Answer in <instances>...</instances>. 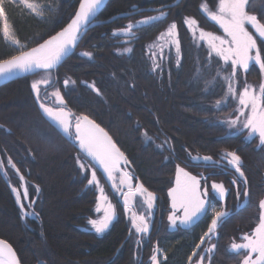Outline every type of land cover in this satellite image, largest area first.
Segmentation results:
<instances>
[{"label": "trees", "instance_id": "obj_1", "mask_svg": "<svg viewBox=\"0 0 264 264\" xmlns=\"http://www.w3.org/2000/svg\"><path fill=\"white\" fill-rule=\"evenodd\" d=\"M78 1L34 0L44 6L42 18L16 3L5 1L3 8L14 37L25 50L62 28L73 15ZM172 1L108 0L97 19L106 20L115 14L129 12L130 8L159 7ZM201 1L213 8L217 0H180L176 6L163 10L167 15L161 20L133 29L127 54L114 51L121 45L122 37L114 36L113 32L146 13L92 27L83 35L74 53L52 73L53 84L58 87L65 107L100 126L124 154L135 183L154 196L153 216L140 264L151 248L159 249L164 256L158 264H197V261L201 264H240L239 254L232 252L228 245L238 242L241 234L253 229L259 202L264 197V148H256L255 138L245 142L241 135L226 136L223 127L212 121L217 113L226 112V108L214 107V103L223 97L222 82L213 75L214 72L204 73L203 78L212 79L213 75L214 82L201 98L202 105L197 106L200 84L186 85L188 77L195 71V63L203 65L206 52L202 46L198 50L194 48L182 17L196 20L205 31L220 34L199 11ZM245 10L264 23V0H247ZM169 22L176 24L180 60L174 66L170 59L160 74L151 73L145 46ZM253 38L264 57V41L256 36ZM78 50L90 51L92 59L78 57ZM17 53L19 51L3 39L0 22V60ZM96 62L101 63L102 69L94 66ZM226 69L227 66L223 67V72ZM239 77L238 89L243 83L260 81L255 65H250L243 77ZM64 78L70 79L73 85L64 86ZM29 79L25 77L0 86V159L7 165L11 159L15 168L8 166L17 170L31 188L38 189L36 214L33 218H25L24 222L21 220L0 169V215L4 218L0 223V238L13 247L20 264H130L134 250L128 239L126 215L119 202L116 203V217L104 234L98 236L85 229L87 220L93 215L95 191L79 175L76 159L81 155L46 122L29 87ZM85 83H92L97 93ZM186 96H195L193 105L183 102ZM171 99L174 112L165 106ZM177 105L183 107L184 112L178 110ZM227 105L232 104L228 102ZM194 113L200 116L192 123L190 114ZM25 120L27 124L32 122L30 127L39 129L36 134L29 132ZM141 131L155 139L165 138L171 151L158 150L152 143H142ZM229 152L240 157L244 173L242 185L250 193L240 208L237 203L242 194L238 196L230 181L232 171L214 164L223 153ZM195 155L210 159L205 164L193 163L190 157ZM177 166L201 181L202 191L206 192L204 201L210 200L221 207L218 211L229 213L215 234L204 237L203 242L201 237L208 231L213 215L201 212L187 225L180 224L178 219L168 228L171 208L167 194ZM211 181H221L227 188L222 205L211 193ZM172 210L177 217L183 216L182 210L174 211L173 207ZM197 244H200L199 248ZM212 245H216L214 251L206 253L204 250Z\"/></svg>", "mask_w": 264, "mask_h": 264}, {"label": "snow or ice", "instance_id": "obj_2", "mask_svg": "<svg viewBox=\"0 0 264 264\" xmlns=\"http://www.w3.org/2000/svg\"><path fill=\"white\" fill-rule=\"evenodd\" d=\"M5 0H0V19H4L2 33L6 40L11 41L17 45L21 50L18 55L12 56L10 59L0 60V76H8L14 72H28L35 73L37 70H42L45 73H50L51 70L55 69L62 58L67 55L72 48H74L78 42L79 33L81 27L90 21L95 16V13L99 6L103 3V0H80L79 9L75 13L74 18L62 31L56 35L51 36L48 40L39 44L37 47L23 50L24 45L20 43L18 39L10 31V26L7 23L4 14ZM19 3L24 5L27 9L31 10L35 15L43 17L44 6L35 3L34 0H19ZM247 0H219L218 8L216 12H212L207 9L206 5H202V8L207 12L211 20L216 21L224 33L229 39H221L211 32H205L200 30V38L207 40L210 48L220 55L225 61L231 60L232 64V76L227 77L229 81L236 75L237 65L244 69L249 68V62L255 61L259 65L260 70L264 73V57L261 55V49L257 48V41L253 38V35L245 27L246 24H250L258 36L264 38V23H261L257 16L249 15L246 12ZM167 13L160 11L157 16L147 17L141 21H137L136 24H148L151 21H158L164 18ZM187 25L194 26L197 24L196 20L192 18H185ZM135 24H128L126 27L119 31L124 34H131ZM176 30V24L173 23L169 26L167 33L161 34V38L165 35L174 36ZM113 35H117L116 32ZM216 41H219L220 47L217 46ZM227 44L228 47L224 48L223 45ZM177 52H179V42H176ZM252 50H256L255 55H250ZM130 51V49H125ZM84 56L91 57L90 52H84ZM159 67V65H157ZM155 70V69H153ZM68 81H65L67 84ZM50 85V81L47 78H42L35 81L32 84V89L36 93L37 101L40 102V88L39 85ZM260 95H257L254 91L249 90V86H245L243 91L239 92V104L242 106L239 109L240 116H244L243 128L249 130V136L258 134L260 145H264V82L259 85ZM237 89H235L231 83L228 86V94L235 96ZM52 95L57 97L59 103H63L60 98L59 91L53 92ZM221 101H217L219 105ZM40 108L44 113L55 123V125L66 135L68 139L72 138L71 124L68 120V113L63 109H54L48 107L45 103L40 102ZM244 108H250V112L245 113ZM227 123L230 127H235L239 123V118L228 120ZM146 135V134H145ZM75 139L79 142L81 150L85 151L88 156L92 157L94 161L98 162L103 167L109 180L113 181V188L117 185L114 183V173L119 171L118 165L123 160L124 154L121 153L112 143L111 139L103 130L95 125L93 121L89 120L87 116H81L76 118L75 123ZM231 157L229 161L235 167V170L241 177L244 173L241 171L240 157L233 152L227 153ZM204 159H210V157H204ZM8 165L15 168V164L11 159L8 160ZM79 163V161H78ZM4 165L0 163V169ZM80 167L83 169L84 164L81 163ZM176 187L169 190V196L172 197V207L175 210L182 209L183 216L177 217L176 215H170V222L175 225L179 219L180 224L187 225L198 216L205 209V201L201 198L202 195L206 196L205 193L199 191L200 182L194 177L190 176L189 173L185 172L183 168L177 166L176 169ZM181 176L184 179H181ZM23 179V177H21ZM96 183L99 188V181L97 180L95 171L92 172L91 179H88V184L91 185ZM236 183V181H233ZM246 183V181H245ZM120 184H127L129 191L123 193L125 200V208L127 210L129 204V197L135 193L132 191L131 177L127 172H124L120 178ZM212 188L219 192L221 198L224 197L225 189L222 184L213 183ZM15 191V189H13ZM38 191V189H37ZM136 192L141 194L147 192L142 185L137 184L135 188ZM101 196L97 201L96 211L100 212L103 208L104 215L99 220L90 219L89 224L95 229L96 233H102L109 227V223L114 217V210L111 203L105 204L107 196L103 194V188H100ZM247 199L250 195L249 191L245 189L243 193ZM239 196V193H238ZM19 199V198H18ZM154 199L152 193H147V199L145 203L148 204V208L151 209V201ZM259 220L256 227L252 230L251 234H245L243 240L245 243L236 244L233 243L230 249L233 252H239V250H247V254L244 256L241 264H264V200L259 202ZM212 218L211 224L208 227V231L201 237V242L204 241V237H210L215 234L217 227L220 222L229 215L227 212L215 211ZM139 221V223H137ZM133 227L138 233L148 232V224L144 215L137 216L136 213L132 215ZM197 248L200 244L196 245ZM216 245H212L210 248L205 249L206 253L214 251ZM154 251L158 252L159 249ZM195 254V253H194ZM201 256V260L203 259ZM192 257H189L191 260ZM211 257H209V260ZM152 264H158L157 256L151 257ZM0 264H17L15 253L12 248L4 241L0 240ZM197 264H201L197 261Z\"/></svg>", "mask_w": 264, "mask_h": 264}, {"label": "rangeland", "instance_id": "obj_3", "mask_svg": "<svg viewBox=\"0 0 264 264\" xmlns=\"http://www.w3.org/2000/svg\"><path fill=\"white\" fill-rule=\"evenodd\" d=\"M5 1L10 2V3L19 4V5L22 6V8L24 10L28 11L32 15H35V13H33L31 10L27 9L26 7H24V5L20 4L19 0H5ZM218 4H219V0L216 1V4H215V6L213 8L209 9L207 7V9L212 11V12H216L217 8H218ZM202 5H206V4L203 1H201L200 4H199V11L203 15L206 16V19L208 21L212 22L218 28V31H219L220 34H214V32H211V33H213L214 35L220 37L221 39H229L226 36V34L224 33L223 28H221L220 25L216 21H213V20L210 19V17L208 16L207 12L202 8ZM150 7H152V6H150ZM145 8H148V7H145ZM165 9H162L160 11H163ZM160 11H156V12H153V13H151V12L137 13L135 15H139V14L141 15V14H144V13H146V15L145 16L141 15L140 17H138L136 19L130 20L129 22L124 24L122 28L126 27L130 23L136 25L133 29H135L137 27H140L142 25H145V24H136V22L137 21H141V20H143V19H145L147 17L157 16V15L160 14ZM132 16H134V15H131L129 17H132ZM129 17H127V18H129ZM185 18L186 17H184V16L182 17L183 24H184V27H185L187 33H188V36L190 37V40H191L194 48L196 50H198L202 46L203 50L206 52V56L208 55V56H212L214 58H217L218 61H219V64L221 63L220 64L221 67L219 66L217 68V66H214V68L211 69V71L214 72V74L213 73H211V74H213L216 77H218L220 79V81L223 83V87H224V96H223V98L218 100V101H221V103L219 105H217V101H216L214 103V107H215V109H220V108L225 109L226 108V112L223 113V114L217 113L218 115L214 116L212 118V121H214V123H216L218 125H221L223 127V129H224L226 134H232L233 135V134H237V133L243 132V134L245 133L244 134V140L245 141H249L252 138H256L257 146H260L258 134H253V135L249 136V130L248 129H244L243 126H242L243 122L245 120V117L244 116H240V112H239V109L242 107L239 104V92L243 91L245 86L247 85V86H249V90L250 91H254L257 95H260L259 85L262 82H264V73H262L260 71V81L258 83H256V84H254V83L253 84L243 83V86L241 87L240 91L236 92L235 96H232V95L228 94L229 83H231L232 86L235 89H236V84H237V81L235 80V76L231 79V81L226 79L227 77L232 76L233 69H232L231 60L225 61L220 55H218L215 51H213L210 48L208 41L207 40H202L200 38V30H203V31H205V30L200 28L198 26V24L190 27L189 25H187L185 23ZM187 18H190V17H187ZM0 22H1V34L3 36L2 28H3L4 19H0ZM171 24H173V22H169L166 25V27L151 42H149L145 46L146 57H147V61H148V64H149V70H150L151 73L160 74L161 71L166 68V64L168 63V61L170 59L172 60L174 66H176L178 64L179 60H180V50H179V52H177V45H176V42L178 41V39H177V31L175 30V35L174 36L165 35V36H163L161 38V34L162 33L166 34L167 30H168V28H169V26ZM245 27L250 32V34H252L253 36L258 37L259 39H264V38H261V37L258 36V33L255 32V29L250 24H246ZM122 28H120V29H122ZM120 29L114 31V32L117 33V35H114V36H121L122 40L119 42V44H121V45L123 44V45L122 46L120 45L121 47L117 46L114 51L116 53H118V54H127L129 51H125V49H130L128 43L131 41V36H133V31L131 32V34H124V33L119 31ZM10 31H11V29H10ZM205 32H210V31H205ZM11 33H12V31H11ZM3 39L5 40V42H7L11 46H13L17 51L21 50L17 45L13 44L11 41L6 40L4 38V36H3ZM216 44H217L218 47L221 46L219 41H216ZM222 47L227 48L228 45L225 44ZM84 52H90V51L78 50L76 52V55L78 57L84 58L86 60H91L92 59V53L90 52L91 53V57H88V56H84L83 55ZM255 53H256V50H252L250 55L254 56ZM206 59L207 58L204 57L205 61H206ZM204 60H203V62H205ZM225 63H229L230 67L223 72V67H224L223 64H225ZM250 63H254L255 65L259 66L258 64L255 63L254 60L250 61L249 64ZM195 64H196L195 71L193 72V74L190 75V77H188V79L186 81V85L200 84L199 90H197L199 94L196 96V102L197 103H196L195 106H197V104L198 105H202V104H200V101H202V99L206 95V91L212 86V84L214 82V78H213V75H212V79H209L208 76H206V78L202 77V76H205L204 73H206L210 69V67H209L210 65L209 64H207V65L205 64L204 67L202 66V64H199V63H195ZM157 65H159V67H157ZM94 66L97 67L98 69H102L101 68L102 65L99 62L98 63L96 62ZM237 68H240L241 70L243 69V71H245L244 68L240 67L239 65H237ZM153 69H155V70H153ZM201 69H203V73L201 72L202 71ZM208 73L210 75V72H208ZM42 78H47L50 81V85L49 86H46V85H43V84L39 85V88H40V102H43L48 107L52 108V106H50V104H49L50 103L49 102L50 99H51V101L53 103H55V104L57 103V97L52 95V93L56 92V91H59L58 87L53 84L54 83V77L52 75V72H50V73L40 72L38 74H35V75L31 76L30 79H29V87H30L31 92H32V94L34 96V99L37 101V96H36V93L32 89V84L35 81L40 80ZM65 81H68V83L65 84ZM62 82H63L62 84L64 86H66V87H71L73 85L72 81L70 79H67V78H64V80ZM85 85L88 88H90L92 91L97 93V90L93 86L92 83H85ZM171 91H173L172 87H171ZM59 93H60V91H59ZM187 96H189V95H187ZM161 97H162V95H161ZM60 98H61V93H60ZM194 98H195V96L194 97H192V96L191 97H187V98L183 99V102H185L189 106H191V105H193L192 103L195 102ZM228 99H229V101H228ZM227 101L231 102L232 106L227 107V104H228ZM40 102L37 101L39 107H40ZM171 104H172V99L169 100V102H167L165 106H166V108L168 110L172 109L171 111H173V106H171ZM178 104H180V101H178ZM182 108L183 107L177 105V109L180 110L181 112H184V110ZM40 110H41V112L43 114H46V113L43 112V110L41 108H40ZM243 110H244L245 113L250 112V108H244ZM197 112H200V111L197 110ZM190 115L192 116V117L190 116V121L192 123H194L197 119H199L198 117L200 116V115L196 116L195 113L194 114H190ZM237 118H239V123L235 127H230L229 124L227 123V121L231 120V119H237ZM25 122H26V125H25L26 127H27V125H29L28 127H30V124H32V122H30V124H27L26 120H25ZM34 125L36 126V122H35ZM28 130H29V132L31 131V133L33 132L34 134H36V131L38 132L39 129L37 130L34 127L31 126L30 129H28ZM140 140L144 144L152 143L154 145V147L156 149H158V150H163V151L166 150L168 152L171 151L170 150L171 146H170L169 142L163 137H159L158 139H155V137H151L146 132L141 131L140 132ZM262 146H264V145H262ZM230 160H231V157L228 156L227 153H223L221 155L220 159H219V162L214 163V164H219L220 166H225L228 170L232 171V174H233L232 181H236V183L239 184V189L236 190V193L237 194L238 193L242 194V192L244 193V188H243V185H242V182H243L242 179L243 178L239 175V173L236 172L235 167L232 164L229 163ZM78 161H79V163H78ZM190 161L193 162V163H198V162L206 163V162H208L203 157L197 156V155L191 156L190 157ZM0 163H2L4 165V167L1 169L3 171V177L6 180V183L8 184L9 189L12 192V196H13V199H14L17 207H18V210H19V213H20V216H21V220L24 222L25 218H33V217H35V214H36L35 213V205L37 204V193H38L37 188H35V187L31 188L28 185L27 181L24 180V178H23V183H24V187L23 188H24V190L22 192L20 180L18 179V177L14 173V171L5 162H2L1 159H0ZM81 163L84 164V168L83 169L80 167ZM76 165H77V169H78L80 177H84L86 179V185L88 187H91L95 191V194H96L95 204H94L93 211H92L93 215H92V217L90 219L99 220L104 215L103 208H102V210L100 212L96 211L97 201H98L99 197L101 196L100 188H103V194L105 196H107V201L104 202V203L105 204L111 203V205L113 206V210H114V217H113L112 221L109 223V226L111 225V223L113 222V220L116 217V209H117L116 203L119 202V204H121L123 207H125V203H124L125 197H124L123 193H127L129 191V188H128L127 184H124V185L120 184V178H121V176H122V174L124 172H127L129 174V176L131 177L132 191L135 194L129 197V204H128L127 210L125 209V215H126L127 227H128V239H129V242L131 243V245L133 247V250H134L133 261L136 262L137 256H138V252L142 253L143 244L145 243V241L147 239V235H148L149 228H150V223H151V218L153 216V211H154V199L151 201L152 207H151V209H149L148 208V204L145 203V200L147 199V192L141 194V193L135 191V188H134L135 181H134L133 177L130 175L131 172L129 171V168H128L126 163H125V166L123 168H120L119 171L114 173V176H115L114 183L117 185L116 188H113V186H112L113 185V181L108 179L107 173L104 172L101 175L82 156H77ZM93 171H95L97 180L99 181V185H100L99 188L96 186V183H93L91 185L88 184V179H91V175H92ZM181 179L183 180L184 177L181 176ZM213 183H215V182L211 183V191L213 192L212 194L215 196V198L218 201L222 202L224 197H225V195H226L227 190H225L224 197L221 198L219 192L212 188ZM236 183H233V184L235 185ZM216 184H221V183H216ZM174 186H176V184ZM13 189H15V191H13ZM224 189H225V187H224ZM199 191L203 194L202 187L199 188ZM167 196H168L169 207L171 208V214L170 215H173V214H175L173 212V210H172L173 201H172L171 196H169V193L167 194ZM201 198L203 199L204 195H202ZM262 200H264V197L262 198ZM243 203H244V200L239 202L238 206H241ZM221 205H222V203H221ZM220 208L221 207H218L215 204L214 205H210V207H209V200H206L205 201V209H206V211H203V214L204 213L207 214L208 213L207 211L209 209L210 213L207 214V215H210V216L213 215L214 216V214H215L214 210L218 211ZM259 212H260V209H259V206H258L257 218H256V220L254 222L255 225H254L253 229L256 227V224L258 223ZM133 213H136L137 216H140V215H144L145 216L146 223L148 224V232H146V233H144V232L138 233L136 231V229L133 227V223H132V215H133ZM169 216H168V228H170V226H171V222L169 220ZM90 219L87 220L85 229L88 230V231H92L93 233H95L98 236L103 234L109 228L108 227L107 229H105V231L102 232V233H96V231L92 227V225L89 224V220ZM3 221H4V218H2L1 215H0V223H3ZM6 221L7 220L5 219V222ZM137 223H139V221H137ZM252 230L247 231L244 234H241L240 237H239V241L238 242H231L228 246L230 247L231 244H233V243H236V244L245 243V241L243 240V236L245 234H249L250 235ZM27 245H29V242L26 244V246ZM234 253L235 254H239L240 264H241L244 256L247 254V250L241 249V250H239V252H234ZM153 255L157 256L158 263H160L161 261L164 260L163 259V254L160 251L156 252V251H154L151 248L149 253H147V256H146L145 260L142 261V264H152L151 257Z\"/></svg>", "mask_w": 264, "mask_h": 264}, {"label": "water", "instance_id": "obj_4", "mask_svg": "<svg viewBox=\"0 0 264 264\" xmlns=\"http://www.w3.org/2000/svg\"><path fill=\"white\" fill-rule=\"evenodd\" d=\"M108 0H103V3L99 6V8L97 9L96 13H95V16L93 18L90 19L89 22H87L85 25H83L81 27V31L79 33V39H78V42L76 44V46L74 48H72L70 50V52L65 55L62 60L59 62V64L57 65V67L53 70H51V72H55V70L58 68V66L67 58L69 57L76 49L79 41L81 40V38L83 37V35L85 34V32L92 28V27H95V26H98V25H102V24H108V23H111L113 21H115L116 19H120V18H127L131 15H135L137 13H143V12H156V11H160L162 9H165V8H170V7H173L175 5H177L179 3L180 0H174L172 3L170 4H166V5H163V6H159V7H148V8H139V9H134V8H131L129 12H123V13H118V14H115L113 16H111L110 18L106 19V20H97V17L99 15V13L102 11V9L105 7L106 3H107ZM79 5H80V1H79V4L77 5L72 17L69 19V21L62 27L61 30L57 31L56 33H54L52 36L56 35L58 32L62 31L65 27H67V25L71 22V20L74 18L75 16V13L77 12V10L79 9ZM51 37V36H50ZM50 37L46 38L45 40H48ZM45 40H43L42 42L38 43L37 45L33 46V47H37L39 44L43 43ZM31 47V48H33ZM30 49V48H28ZM28 49H25V50H28ZM19 53H17L16 55H18ZM11 58V57H10ZM8 58V59H10ZM39 72H44L42 70H37L35 73H28V72H14L12 73L11 75H8V76H0V86L4 85V84H7V83H10V82H13V81H16L18 79H21V78H25V77H30V76H33L35 75L36 73H39ZM63 104V103H62ZM68 113V112H66ZM68 120H70V116L73 117V120L76 121V116H74L71 112L68 113ZM46 122L61 136L63 137L65 140H68L70 142V144H72L74 146V148L97 170L99 171L101 174H103L104 170H103V167L99 165L98 162L94 161L92 157L88 156V154L81 150L80 146H79V142L74 138H71V139H68L66 137V135L55 125V123L47 116V114H43ZM90 120V119H89ZM92 121V120H91ZM94 123V122H93ZM95 125H97L96 123H94ZM100 129H102L100 126H98ZM103 130V129H102ZM103 133H106L104 130H103ZM107 134V133H106ZM74 135H75V129H74ZM108 136V134H107ZM109 137V136H108ZM110 138V137H109ZM111 139V138H110ZM112 141V140H111ZM113 143V141H112ZM114 144V143H113ZM116 146V145H115ZM117 148V147H116ZM118 149V148H117ZM119 150V149H118ZM122 163L124 162L123 160L121 161ZM14 173L17 175L18 179L20 180V184H21V190L23 192L24 190V183H23V179H21V175L20 173L17 171V170H14ZM139 184L138 182L136 183V185ZM140 185V184H139ZM136 187V186H135ZM0 240L6 242L11 248L12 246L4 239L0 238ZM13 252L15 253L14 249L12 248ZM15 258H16V261H17V264H20L19 260H18V257L15 253Z\"/></svg>", "mask_w": 264, "mask_h": 264}, {"label": "bare ground", "instance_id": "obj_5", "mask_svg": "<svg viewBox=\"0 0 264 264\" xmlns=\"http://www.w3.org/2000/svg\"><path fill=\"white\" fill-rule=\"evenodd\" d=\"M79 1H80V0H79ZM79 1H78V4H79ZM173 1H174V0H173ZM173 1H172V2H173ZM172 2H171V3H172ZM179 2H180V1H179ZM78 4H77V5H78ZM169 4H170V3H169ZM175 6H176V5H175ZM207 7H208L209 9H211L209 6H207ZM130 9H131V8H130ZM151 13H153V12H151ZM248 14H249V15H254V14H250V13H248ZM204 16H205V15H204ZM71 17H72V16H71ZM71 17H70V18H71ZM205 17H206V16H205ZM68 21H69V20H68ZM68 21H67V22H68ZM67 22H66V23H67ZM61 29H62V28H60L59 30H61ZM90 29H91V28H90ZM59 30H57V31H59ZM88 30H89V29H88ZM88 30H87V31H88ZM57 31H56V32H57ZM87 31H86V32H87ZM56 32H55V33H56ZM86 32H85V33H86ZM53 34H54V33H53ZM53 34H52V35H53ZM214 34H215V33H214ZM52 35H51V36H52ZM49 37H50V36H49ZM47 38H48V37H47ZM261 40L264 41V39H261ZM75 50H76V49H75ZM73 53H74V52H73ZM73 53H72V54H73ZM72 54H71V55H72ZM71 55H70V56H71ZM70 56H69V57H70ZM67 58H68V57H67ZM67 58H66V59H67ZM205 58H207V59H206V61L204 60L205 62H203V65H202L203 67H204L205 64H206V65L209 64V65H210V66H209V67H210L209 70L211 71V69H213L214 66H218L217 64H218L219 61H218L217 58H214V57H212V56H208V55H207ZM66 59H65V60H66ZM65 60H64V61H65ZM64 61H63V62H64ZM216 61H218L217 64H216ZM63 62H62V63H63ZM62 63H61V64H62ZM61 64H60V65H61ZM220 64H221V63H220ZM220 64H219V66H220ZM60 65H59V66H60ZM223 65H224V67L227 66V69L230 67V66H229V63H225V64H223ZM250 65H255V64H254V63H250L249 66H250ZM59 66H58V67H59ZM219 66H218V67H219ZM255 66L258 68V71H259V73H260V71H261V70H260V67L257 66V65H255ZM218 67H217V68H218ZM220 67H221V66H220ZM209 70H208V71H209ZM244 70H245V71H243V69L241 70L240 68H237L236 75H235V80H236V81H238V77H239V76H240L239 78H242V77H243V74H244L245 72H247L248 69H247V70L244 69ZM39 73H40V72H39ZM36 74H38V73H36ZM218 80H220V79L218 78ZM222 84H223V83H222ZM236 89H237V92H239L241 88L238 89V88L236 87ZM223 96H224V92H223ZM222 98H223V97H222ZM228 101H229V99H228ZM228 101H227V102H228ZM61 106H62V109H63L65 112H68V113L71 112V111H69V110L65 107V104H64V103L61 104ZM231 106H232V105H231ZM227 107H230V106L227 105ZM71 113H72V112H71ZM72 114H73V113H72ZM73 115L76 116V117H81V116H79V115H75V114H73ZM221 127H222V126H221ZM224 132H225V131H224ZM244 134H245V133H244ZM244 134H243V132H240V133H237V134H233V135H232V134H226V133H225L226 136L241 135L242 140L245 141V140H244ZM252 139H253V138H252ZM252 139H251V140H252ZM255 139H256V138H255ZM251 140H249V141H245V142H250ZM256 148H264V146H262V145L257 146V142H256ZM198 163H201V162H198ZM203 164H205V163H203ZM20 175H21V174H20ZM176 177H177V172H176V174H175V177L172 179V187H171V189L176 187V186H174V185L176 184ZM230 181H231V183L233 184L232 179H231ZM199 182H200V187H201V181H199ZM212 182H213V181L210 182V190H211V183H212ZM215 183H221V184L223 185V187H225L224 184H223L221 181H216ZM240 185H241V184H240ZM233 186L236 188V190L239 189V187H237V184H235V185L233 184ZM225 190H227L226 187H225ZM244 191H245V187H244ZM168 193H169V192H168ZM211 193H213V192L211 191ZM226 194H227V192H226ZM213 196H214V195H213ZM225 196H226V195H225ZM214 197H215V196H214ZM171 198H172V197H171ZM215 199H216V198H215ZM224 199H225V197H224ZM224 199H223L222 202H220V201H219V202L223 204V203H224ZM216 200H217V199H216ZM243 200H244V203H243L241 206H243V205L245 204V201H246V198L244 197L243 192H242V196L239 198L238 203L241 202V201H243ZM217 201H218V200H217ZM238 203H237V208H240L241 206H238ZM170 205H171V204H170ZM210 205H214V203H213L212 201L209 200V207H210ZM122 207H123V206H122ZM125 209H126V208H125ZM179 210H182V209H179ZM182 211H183V210H182ZM207 212H208L207 214L210 213L209 209H208ZM151 219H152V218H151ZM104 233H105V232H104ZM104 233H103V234H104ZM101 235H102V234H101ZM143 246H144V244H143ZM12 248H13V247H12ZM15 253H16V252H15ZM16 255H17V254H16ZM138 255H139V257H137L136 262H134L133 259H131V260H130V264H140V262H141V253H139ZM163 259H164V256H163Z\"/></svg>", "mask_w": 264, "mask_h": 264}, {"label": "flooded vegetation", "instance_id": "obj_6", "mask_svg": "<svg viewBox=\"0 0 264 264\" xmlns=\"http://www.w3.org/2000/svg\"><path fill=\"white\" fill-rule=\"evenodd\" d=\"M50 103V106H52V108H54V109H62V106H61V103L60 104H58V103H53L52 101H51V99H50V101H49ZM75 121L74 122H71L70 124H71V131H72V136H73V133H74V129H75ZM124 167V165H123V163L122 162H120L119 163V165H118V168L120 169V168H123Z\"/></svg>", "mask_w": 264, "mask_h": 264}]
</instances>
